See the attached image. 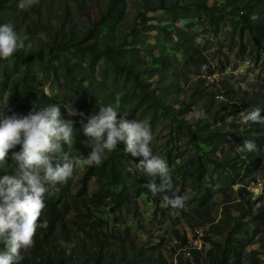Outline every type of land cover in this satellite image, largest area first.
<instances>
[{
    "label": "rangeland",
    "instance_id": "1",
    "mask_svg": "<svg viewBox=\"0 0 264 264\" xmlns=\"http://www.w3.org/2000/svg\"><path fill=\"white\" fill-rule=\"evenodd\" d=\"M19 2L0 10L2 24L17 19L23 33L29 27L34 37L25 49L42 46L44 53L29 65L16 55L0 58L6 114L54 102L84 114L65 117L75 121L70 155L81 157L74 178L45 199L62 209L68 238L57 248L61 227L45 238L42 214L36 237L43 250L34 246L22 264H46L49 255L56 264L59 250L66 264H154L161 257L169 264H197V257L200 264H264V125L241 122L252 108L264 109V32L255 26H264V0H39L27 11ZM109 47L138 68L147 90L116 70ZM27 69L49 104L28 91ZM101 104L113 106L118 119L128 113L126 119L150 122L153 153L173 169L183 208L152 196L150 177L136 166L141 157L126 153L124 142L128 190L108 183L104 163L88 174L83 157L91 141L82 124ZM206 125L215 131L206 141L191 136ZM245 140L258 151H239ZM0 171L13 174L11 167Z\"/></svg>",
    "mask_w": 264,
    "mask_h": 264
},
{
    "label": "clouds",
    "instance_id": "2",
    "mask_svg": "<svg viewBox=\"0 0 264 264\" xmlns=\"http://www.w3.org/2000/svg\"><path fill=\"white\" fill-rule=\"evenodd\" d=\"M39 0H20L18 8L27 11ZM11 24L0 25V58L10 60L25 49ZM51 98L50 93H45ZM7 101L0 102V168L11 167L13 174L0 177V264H22L35 246L37 229L46 207L45 199L57 184L74 178L81 157L70 155L75 142L73 119H66L59 104H33L26 115H7ZM68 117H83L72 104H64ZM264 109L254 107L243 115V124L264 125ZM117 118V110L101 104L99 112L83 123V133L91 141V152L83 159L88 167L102 166L120 142L125 152L141 157L136 165L150 177L145 187L153 197H160L173 208H183L186 197L173 191L172 171L167 160L153 153L150 122ZM67 145L68 151L63 146ZM19 146V150H16ZM239 151H258L256 143L245 140ZM61 160L62 163L54 161ZM11 161V164H9ZM158 180V182H157ZM46 226V223L43 225Z\"/></svg>",
    "mask_w": 264,
    "mask_h": 264
},
{
    "label": "trees",
    "instance_id": "3",
    "mask_svg": "<svg viewBox=\"0 0 264 264\" xmlns=\"http://www.w3.org/2000/svg\"><path fill=\"white\" fill-rule=\"evenodd\" d=\"M7 3H8V0H0V10L2 8H4L7 5ZM2 17H3V15L0 12V25H3L2 22H4L2 20ZM246 21L249 22L247 19H246ZM13 24H14L13 26H16V27H14L15 31L17 32V34L21 38L26 37V39H27V36H28V38H30V36L34 37L32 31L30 30L29 27L25 28L24 33L21 31L23 26L18 24L17 19H15ZM255 26L264 32V26L263 25H255ZM26 39L24 41H26ZM43 50H44V48L42 46H34V47L27 48V49H21L17 52L16 57L18 60L24 61L29 65L35 59L42 58L43 53H44ZM106 54L108 56L109 61L113 64V66L116 68V70L119 73L127 74L130 77L134 76L137 86L143 88L144 90H147L145 85H143L141 83L140 71L138 70V68L135 65L130 63L126 58H124L122 51H117L116 49H114V47H109L108 50L106 51ZM33 80L34 79L32 78V74L29 71V69L25 70L24 74H23V81H24V84L26 85L28 91L34 97H36L38 102L41 103L40 99H43L44 101L47 100V103L49 104V101H50L49 98H47L44 95H42L41 97L38 96L37 91H35V88L32 87L33 86V84H32ZM201 81H203V80H201ZM16 87H17V85H16ZM54 104H59L61 106V111H62V113H64V117H66V112L64 111L63 105L58 103V102H54ZM208 127L209 126L206 125V127L205 126L203 127V130H200L202 128H197V129L192 130L191 136L195 139L206 141L210 137V135L215 132L214 130H209ZM216 147H218V146L214 145V148H216ZM123 156H125V153H124V150L122 149V145L118 144L116 151L112 152L111 155L109 156V158L107 160H105L103 168L105 170L108 183H110L111 185H123L124 188L126 190H128L129 187L127 186V181H128V175L129 174L126 172L125 164H124L123 159H122ZM226 160H227V163H231L229 161V158H227ZM90 169L91 170L88 172V174L89 175L94 174V172H93L94 168L90 167ZM0 174H2L1 171H0ZM0 177H2V175H0ZM121 201H123V200L120 198L119 203ZM238 205H241V204L238 202ZM43 216H46V218L44 220V224L46 223V226L44 229H41V230H43L45 238H49L52 235H55L57 229L59 227H61L63 241L56 243L57 248H59L60 245L63 244V242H65L68 238L67 223L65 220L66 217H65L64 213L62 212V209L59 208V206L57 204H52V203H46V207L44 208ZM176 235L178 236L179 239L181 238L179 231H176ZM184 240H186V239L184 238ZM35 247H36V250H38V251L43 250V247H41L40 235H38V237H36V239H35ZM193 252L195 254V257H197L199 251L197 249H195ZM138 253H139V251L137 252V256L135 258H133V260H132L134 263L141 260V256L138 255ZM99 254H100V252H99ZM54 258H55V256L53 257V255H49V258L46 261V264H55V261L53 260ZM56 259H58V262L56 264H66V261H65L66 257L64 256V251H62V250L57 251ZM196 263L200 264L198 257L196 258ZM97 264H99V260L97 261ZM141 264H146V263L142 262ZM154 264H169V263L167 262V260H165L164 258L161 257L156 262H154ZM235 264H240V262L236 261Z\"/></svg>",
    "mask_w": 264,
    "mask_h": 264
}]
</instances>
